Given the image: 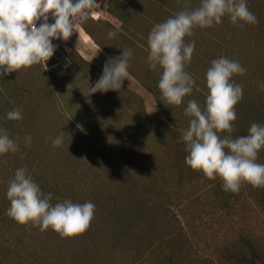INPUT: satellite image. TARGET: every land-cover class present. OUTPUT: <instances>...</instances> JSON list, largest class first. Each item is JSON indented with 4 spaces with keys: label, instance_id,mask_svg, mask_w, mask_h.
I'll use <instances>...</instances> for the list:
<instances>
[{
    "label": "rangeland",
    "instance_id": "374dc122",
    "mask_svg": "<svg viewBox=\"0 0 264 264\" xmlns=\"http://www.w3.org/2000/svg\"><path fill=\"white\" fill-rule=\"evenodd\" d=\"M95 2L99 7L91 19H104L105 1ZM48 15V23H54ZM75 31L67 41L52 40L56 50L47 70L38 64L0 77V129L12 127L8 135L20 145L16 153L0 155V205L9 201L6 192L15 171L27 169V159L43 152L51 160V175L57 171L81 189L75 203L95 205L82 235L62 239L53 232L62 256L57 264H165L171 259L235 264L225 256L243 238L262 248L264 208L258 196L263 187L245 183L232 193L223 190L219 177L209 180L189 166L174 170L169 159L154 152L152 139L160 134L153 127L170 124L155 95L129 74L120 91L88 96L112 57L81 24ZM73 51L91 64L90 71L71 69L68 53ZM14 109L21 110V120L7 119ZM61 132L72 133L70 141L54 147ZM24 137H31L30 145ZM257 163L264 164V149Z\"/></svg>",
    "mask_w": 264,
    "mask_h": 264
},
{
    "label": "clouds",
    "instance_id": "9594fccd",
    "mask_svg": "<svg viewBox=\"0 0 264 264\" xmlns=\"http://www.w3.org/2000/svg\"><path fill=\"white\" fill-rule=\"evenodd\" d=\"M98 7L95 0H0V77L38 64L47 70V61L56 50L52 40L67 41L77 32L78 24L96 15ZM49 13L54 23H48ZM225 16L233 25L241 27L258 23L246 0H200L194 9L185 0L183 10L151 29L147 38V60L152 70L162 69L158 88L166 105H182L196 83L186 71L195 41L186 43L185 37L192 36L196 28L221 24ZM108 36L113 38L116 32L109 31ZM131 57L132 51L123 49L121 56L110 58L100 79L90 85L88 96L120 91L129 77ZM245 71L238 61L223 56L211 61L206 71V106L202 109L195 99L188 101L184 115L190 118V123L181 136L188 153L186 164L209 180L219 177L223 190L232 193H238L245 183L253 188L264 187V164L257 163L258 153L264 149V125L253 123L247 135L237 138L230 135L237 119L235 106L243 97L242 86L232 77L243 75ZM260 87L264 89V83ZM7 119L21 120V110L9 111ZM220 133L229 135L222 137ZM24 141L30 145L31 137H24ZM62 142L63 132L52 141L54 147ZM19 147L6 130L0 129V155L14 154ZM6 197L10 201L6 212L10 219L20 225L31 224L41 232L51 229L62 239L82 235L94 219L92 202L81 204L64 200L51 204L52 194L45 195L23 167L17 169L8 182Z\"/></svg>",
    "mask_w": 264,
    "mask_h": 264
},
{
    "label": "trees",
    "instance_id": "16d2710c",
    "mask_svg": "<svg viewBox=\"0 0 264 264\" xmlns=\"http://www.w3.org/2000/svg\"><path fill=\"white\" fill-rule=\"evenodd\" d=\"M104 1L107 5L103 13L104 19L89 18L90 23L85 21L81 26L112 58L121 56L123 49L132 51L129 74L155 95L164 116L170 122L169 125L156 124L153 127L158 129L160 134L158 139H152V143L157 146L154 152L169 159L174 170L188 166L185 162L188 153L181 136L182 131L189 127L190 118L184 115V109L192 99H195L202 109L206 106V71L212 60L223 56L238 61L246 70L243 75L232 77L235 83L242 86L243 97L235 106L237 119L233 122L234 131L230 135L237 138L239 133L248 132L253 123L264 125V89L260 87L264 83V0H246L249 10L257 17L258 23L255 25L243 24L241 27L233 25L227 18H222L221 24L203 29L196 28L192 36L185 37L186 43L195 41V50L191 63L186 65V71L193 76L196 83L192 93L184 97L180 106L166 105L162 99L158 88L162 69L157 67L152 70L149 67L147 38L155 24L164 22L183 10L185 0ZM188 2L193 9L200 4L199 0ZM109 31H115L116 36L109 38ZM68 57L74 71L87 72L92 69L91 64L77 52L68 53ZM138 110L143 111L142 106H138ZM78 115L82 117L79 113ZM4 126L7 127L8 134L13 131L8 124ZM71 135L69 132L63 135V142H69ZM220 135L223 137L229 134ZM31 158L27 159V170L33 172L34 181L45 195L52 194L51 204L55 205L64 200L77 202L81 189H76L74 184L64 180L57 171L51 175V160L47 161L46 153L39 152ZM64 158L63 160L69 162L67 157ZM259 192L258 202L264 208V187ZM9 207L10 201L0 205V264L59 263L62 256L58 249H55L57 238L53 234L54 231L48 229L41 232L31 224H18L7 216ZM225 258L235 264H264V244L261 248L254 240L243 238L237 248ZM165 264L180 262L171 259Z\"/></svg>",
    "mask_w": 264,
    "mask_h": 264
}]
</instances>
